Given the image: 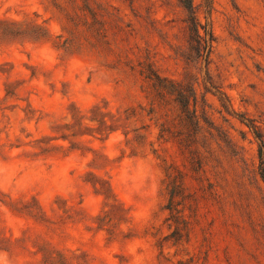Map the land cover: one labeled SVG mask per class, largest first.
<instances>
[{
  "label": "rangeland",
  "instance_id": "374dc122",
  "mask_svg": "<svg viewBox=\"0 0 264 264\" xmlns=\"http://www.w3.org/2000/svg\"><path fill=\"white\" fill-rule=\"evenodd\" d=\"M192 2L0 0V264H264V0Z\"/></svg>",
  "mask_w": 264,
  "mask_h": 264
},
{
  "label": "trees",
  "instance_id": "16d2710c",
  "mask_svg": "<svg viewBox=\"0 0 264 264\" xmlns=\"http://www.w3.org/2000/svg\"><path fill=\"white\" fill-rule=\"evenodd\" d=\"M183 10L186 13L185 22L188 31L189 44H192L197 56L202 58L205 62L211 50L213 34L209 22L206 20L204 23L198 18L192 0H178ZM212 0H204V7L209 12ZM158 85L161 84V81ZM162 85V84H161ZM221 100V98H219ZM180 101H182L180 99ZM222 106L227 107L226 103L221 100ZM255 137L258 139V173L264 181V142L256 130L255 126L248 124Z\"/></svg>",
  "mask_w": 264,
  "mask_h": 264
}]
</instances>
